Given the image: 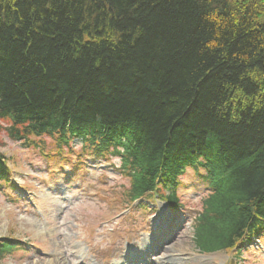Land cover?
Wrapping results in <instances>:
<instances>
[{
    "label": "trees",
    "instance_id": "16d2710c",
    "mask_svg": "<svg viewBox=\"0 0 264 264\" xmlns=\"http://www.w3.org/2000/svg\"><path fill=\"white\" fill-rule=\"evenodd\" d=\"M0 133L47 166L111 162L119 208L190 211L192 175L201 253L261 239L264 0H0Z\"/></svg>",
    "mask_w": 264,
    "mask_h": 264
},
{
    "label": "rangeland",
    "instance_id": "374dc122",
    "mask_svg": "<svg viewBox=\"0 0 264 264\" xmlns=\"http://www.w3.org/2000/svg\"><path fill=\"white\" fill-rule=\"evenodd\" d=\"M0 153L8 160L12 182L25 188V194L15 193L17 201L0 190V238L12 236L22 248V253L6 256L0 264H122L129 251H148L150 258L144 264H264V236L260 250L254 242L240 259L223 252L202 254L195 248L189 218L192 208L199 206L197 197L203 187L190 174L184 177L179 196L192 208L175 215L176 222L171 221L174 226L163 239L162 231L154 228L162 217L169 222L162 205L151 212L134 211L128 218L126 213L119 215L122 210L116 201L126 182L108 165L104 171L95 163L77 166L64 178L33 153H22L3 133ZM36 224L45 228L44 233L35 232Z\"/></svg>",
    "mask_w": 264,
    "mask_h": 264
},
{
    "label": "bare ground",
    "instance_id": "6f19581e",
    "mask_svg": "<svg viewBox=\"0 0 264 264\" xmlns=\"http://www.w3.org/2000/svg\"><path fill=\"white\" fill-rule=\"evenodd\" d=\"M34 227L36 228V230H35L36 233H38V234L44 233L45 228L41 227L39 224L38 225L36 224ZM154 264H156V263H154Z\"/></svg>",
    "mask_w": 264,
    "mask_h": 264
}]
</instances>
